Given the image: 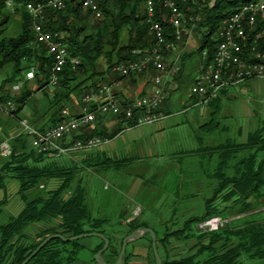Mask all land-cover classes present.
I'll return each mask as SVG.
<instances>
[{"label":"trees","instance_id":"obj_1","mask_svg":"<svg viewBox=\"0 0 264 264\" xmlns=\"http://www.w3.org/2000/svg\"><path fill=\"white\" fill-rule=\"evenodd\" d=\"M14 1L20 4L30 1L39 2L40 0ZM98 1L101 3L104 18L99 21L96 27L92 26L89 21V18L92 17L90 11L84 9L79 3L71 4L64 11L49 10L47 13L46 27L53 32H60L68 45L71 56L82 62L75 70L70 65L60 73V80L56 88L65 95L56 96L53 102L57 108L54 114L56 117L55 126L65 120V117L62 116V110L65 109L63 105H69L71 93H75L82 102L85 93L92 89H98L101 84L112 85L114 82L107 81L106 75L113 72L114 66L137 61L141 58L138 52L148 50L156 43L150 32L146 12L138 13L140 4L144 0ZM200 1L189 0L190 10L186 13H188V17L189 15L202 16L198 27H196L204 31L205 36L198 51L200 53L208 50L211 60L214 45L217 43L212 39V36L215 35L220 21L232 13L229 8L238 7L249 0H216L211 7H209L210 0ZM130 5H132L131 11H127ZM6 7L5 0H0V15L3 12L2 9ZM183 8L185 7L183 6ZM116 10H118L117 15L114 14ZM15 11L21 13L24 24L22 33L17 37L0 39V78L2 71L9 65L12 66L13 75L0 85V102L12 100L17 108L9 117L20 120L18 112L27 104L26 102L33 91L23 89L20 94L13 96L6 92L4 87L16 81L24 83L23 85L27 84L29 82L27 73L33 66L36 68L35 80L38 83V89L48 86L54 60L46 46L34 43L32 17L26 9L17 7ZM8 20L9 18L3 17L0 27ZM164 28H166L168 40L174 39L172 35L174 28L167 23H164ZM125 30H127V35L123 41ZM1 32L0 29V36ZM101 57L107 60L108 68L98 74L97 67ZM24 71L27 72L23 74ZM136 76V74H131L122 77L119 74L117 76L119 78L115 82L120 81L118 79ZM95 78L97 80L88 87L87 82ZM222 92L226 94L225 90ZM219 101H221L220 95L211 101L207 108ZM94 108L95 106H91V109ZM96 115H98L97 120L93 126L82 129L83 133H75L67 139V142L71 144L76 140L86 141L93 137L113 140L124 131L125 121L121 117L117 116L118 123L110 133V130L104 125L106 115L101 113H96ZM262 124L257 131L247 136L244 143L228 139L215 147H208L204 144L203 136L198 137L201 146L194 152H202L205 164H213L211 172L209 169L206 172L212 181L210 183L213 184L212 194L205 201L206 208L202 216L190 217L183 222L182 228L167 231L166 236L161 239H159L160 236L157 235L156 229L151 227L148 222L140 221V217L134 218L124 229L131 230L129 231V235H131L136 230L151 228L156 233L158 244L175 236L184 239H199V249L190 258L163 264H264V210H261L264 208V122ZM216 126L218 130L222 127L219 122L216 123ZM9 145L11 155L3 160L0 168V180L11 178L19 183V194L25 206L16 217H12L11 221L0 226V264H6L9 257H12L11 264H22L30 257L41 243L32 248L19 241L14 242V239L21 237L24 234L23 231L30 225L46 221L58 222L57 228L63 231L61 234L65 237H75L89 232L105 235L110 241V246L104 252L103 258L106 263L111 257L117 256L118 258L122 242L129 235L123 239H116L112 228L117 223H114L110 217L93 214L89 201H87V189L82 186L81 182L72 188L80 165L71 160L70 164L66 165L60 163L53 154L38 153L30 145V136L24 133L11 140ZM127 162L129 160L114 162L106 158L103 159L102 164H99V168L100 170L111 168L113 163L118 168ZM232 169L234 173L230 174ZM59 179L62 182L57 190L47 192L40 189L41 185ZM177 189L176 193L179 194V185H177ZM220 198L225 204V210L237 206L239 207L237 215L246 213L247 215L230 223H224L216 231L197 230L196 226L218 215H222L224 219L230 217L226 211L216 208L215 204ZM231 201H234V204H231ZM120 216L122 218L125 215L122 212ZM51 235H55L54 232L49 233L47 237ZM147 235L150 236L152 242L151 235L148 233ZM96 238L102 244L96 252L98 253L104 247V242L100 238ZM118 243H120L119 251ZM80 250L78 240L64 242L54 239L48 242L28 264H78L77 254ZM125 257L124 264L129 258L127 251ZM245 259L248 262H245ZM94 262L98 264L95 258Z\"/></svg>","mask_w":264,"mask_h":264},{"label":"rangeland","instance_id":"obj_2","mask_svg":"<svg viewBox=\"0 0 264 264\" xmlns=\"http://www.w3.org/2000/svg\"><path fill=\"white\" fill-rule=\"evenodd\" d=\"M215 1L210 0L209 7L213 6ZM235 8L229 9L234 10ZM131 9L132 5L127 11ZM2 11L0 21L3 17L9 20L0 27L2 30L0 39L17 37L22 33L24 24L21 13L7 7ZM139 12H145L143 2L140 4ZM114 14L117 15L118 10L114 11ZM189 17L191 18H188L187 26H183L189 31L183 35V39L192 38L199 46H202L201 42H203L205 32L197 29L202 16L189 15ZM197 20L199 21L196 22ZM89 21L92 26L96 27L100 20H95L92 16ZM126 31H124L123 41L126 39ZM214 38L215 35L212 36V39ZM106 62L107 60L101 57L97 67L98 74L104 70ZM166 63L170 65L167 59ZM23 65L25 66L26 62ZM11 68V65L5 67L2 78L8 79L13 76ZM25 72L27 71L23 74ZM32 87L33 85L28 82L23 89ZM49 88L51 91L56 89L53 86ZM190 90L191 85H185L177 93V97L183 96L189 100ZM225 93L221 92V101L208 109L201 106L184 108L181 102L177 105L171 102V112L174 115L177 110L187 109V112H181V115L171 120L173 124L170 129L164 131L163 139L159 134L157 135L158 132L153 127L144 126L134 130H124L115 139L110 140L111 142L97 149L74 153L71 157H57L60 163L69 165L71 160L80 165L72 188L81 182L82 186L87 189V201H89L93 214L110 217L114 223H117L112 228L116 239H123L129 235L131 230L124 228L134 218L140 217V221L148 222L156 229L161 239L166 236L167 231L182 228L183 222L190 217L202 216L205 213V201L211 196L213 189V184L210 183L212 181L206 172L208 169L211 172L213 164H205L203 153L194 152L201 146L198 137L203 136L204 144L208 147H215L228 139L244 143L247 136L257 131L264 122V80L256 79L229 87ZM60 94L63 95L61 90L56 89L54 96H60ZM34 104L33 100L28 101L30 110L34 108ZM69 105L71 106L69 107L70 113L75 112L77 106L71 102ZM69 105L64 104L63 106L68 108ZM19 115L23 118L20 112ZM19 121L17 118H10L0 113V168L3 160L10 156L5 155L2 143L10 144L11 140L21 135L16 129ZM218 122L222 126L219 130L216 126ZM27 123L29 124V121ZM113 130H110V133ZM106 158L114 162L116 160H129V162L118 168L114 166V163L111 168H102V166L100 170L99 164H102L103 159ZM233 173L232 169L230 174ZM61 182V179L52 180L41 185L44 187L40 186V189L47 192L57 190ZM177 185L180 188L179 194L176 193ZM19 192L17 181L11 178L0 180V226L11 221L12 217H16L24 208L25 203ZM231 204H234V201H231ZM215 206L218 210L226 211L230 217L224 219L222 215H218L196 226L197 230L216 231L224 223H230L247 215V213L237 215L239 211L237 206L225 210L222 198L217 200ZM122 212L125 216L121 218ZM57 227L58 222L56 221L34 223L23 231L24 234L21 237L15 238L14 242L19 241L33 248L45 241L49 233L61 234L63 231ZM78 244L81 248L77 254L78 264H96L93 257L102 246L101 241L96 237L82 238L78 240ZM198 245V238L184 239L175 236L165 242H160L158 252L163 263H171L190 258L199 249ZM119 249L120 243H118V251ZM127 253L129 258L126 264H157L149 235L134 240L128 247ZM117 259V256L111 257L107 264H116ZM11 260L12 257H9L6 264H11ZM245 262H248L247 259Z\"/></svg>","mask_w":264,"mask_h":264},{"label":"built area","instance_id":"obj_3","mask_svg":"<svg viewBox=\"0 0 264 264\" xmlns=\"http://www.w3.org/2000/svg\"><path fill=\"white\" fill-rule=\"evenodd\" d=\"M188 1L144 0L147 22L156 43L152 48L138 52L141 58L137 61L113 68L122 77H127L131 74L140 75L152 67L157 74L153 79L151 93L124 101L115 92V87L120 85L119 81L112 85L101 84L98 89L85 93L80 114L72 115L70 109L65 108L62 110L65 120L56 126L41 131L22 121L24 134L30 136V145L40 154L71 157L74 153L94 150L110 142L99 137L88 138L86 141L76 140L71 144L67 142L75 133L93 126L98 116L96 113L121 117L125 121L124 130L157 125L171 117V113L163 110L168 103L163 75H178L183 70L178 62L167 65L165 53L174 50L182 41L183 35L189 31L183 27L187 26L188 18H191L186 13L190 10ZM77 3L89 10L95 20L104 18L98 0H40L20 4L14 0H5L7 8L24 7L32 17L34 43L46 46L53 56L54 64L49 84L53 87L58 84L60 73L65 68L71 65L75 70L82 62L71 56L60 32H53L46 27L47 13L49 10L64 11L71 4ZM164 23L174 28V39L168 40ZM218 26L212 59L210 60L208 50L200 52L202 64L195 85L190 90V96L199 98V104L202 106H207L229 87L251 80H264V0H249L240 4L222 19ZM35 72L36 68L33 66L27 73L29 80H35ZM13 89L20 90V87L14 85ZM91 106L95 108L91 109ZM16 108L17 105L12 100L0 102V112L7 116H12ZM2 147L5 155H11L8 142H3Z\"/></svg>","mask_w":264,"mask_h":264},{"label":"crops","instance_id":"obj_4","mask_svg":"<svg viewBox=\"0 0 264 264\" xmlns=\"http://www.w3.org/2000/svg\"><path fill=\"white\" fill-rule=\"evenodd\" d=\"M200 48L201 46H199L197 41L192 40V38H186V40L184 38L183 41H181L180 44H178L174 50L165 53L167 62L169 64L178 62L182 66L183 71L178 75H172V74L163 75L165 89L168 93V97H167L168 103L167 105L164 106L163 110L168 113H171V117L165 119L160 123H157V125L148 126V127H153L155 131L158 132L157 135L159 134L161 139H163L164 131L170 129V126H172L173 121L171 120L175 119L176 116H179L182 113L187 112V109L182 111L177 110L175 112L177 115L176 114L174 115L173 112H171V107H170L171 102H174L175 105L181 102V106H184V108L185 107L194 108L201 106L203 108L208 109L207 106H202L201 104H199L200 102L199 98L192 97L189 95V100L187 98H184L183 96H182L183 98L181 97L182 98L181 100L180 97L179 98L177 97V93L181 89H183L185 85L189 84L191 85V88L195 85V81L199 75L200 67L202 64V55H200L198 51ZM107 68H108V63L106 62L103 71H106ZM156 74L157 71H155L152 67H150L148 71H145L134 78H127L122 80L118 79L120 80L119 81L120 85L115 87V92L118 95V97L124 101L134 100L136 98L141 97L142 95L149 94L153 89L154 86L153 79L156 76ZM2 75L3 74H1L0 85L6 80V77L2 78ZM118 75H119L118 72H115L113 70L112 73H108L106 75V79L107 81L113 83L117 80V78H119L117 77ZM95 80H97V78L89 80L86 85L90 87ZM29 82L31 83V85H33V87L31 88L33 93L31 97L28 99V101L33 100L35 104L33 106L34 108L30 110L31 107H28V101H27L26 102L27 104L23 106V108L19 111L23 115L24 119L23 118L20 119L19 126L16 129L21 134L24 133L22 121L23 122L29 121V124L32 127L41 131L48 127L55 126L56 124V117L54 116V114L57 108L55 107L56 105L53 102L55 101L54 94L57 88L54 87L56 89L54 91H51L49 88L51 86L48 85L46 87H42V89H38V83L36 80H30ZM23 84L24 83L20 81H16L13 84H7L4 87V90H6V92L12 95L20 94L23 90V87L26 85ZM14 85H18L20 87V90H14L13 89ZM61 93L63 92L61 91ZM76 97L77 95L76 94L74 95V93H71L69 97L71 99V103H74L75 106H77L76 111L73 113L71 112L74 115L80 114L82 112V106H83V103L81 102L80 98L79 97L76 98ZM69 107L71 106L69 105L68 108ZM19 112H18V117L20 118ZM117 123H118V119L117 116L115 115L114 116L106 115L104 118V125L109 130L114 129ZM139 128L141 127H135L132 128L131 130L139 129Z\"/></svg>","mask_w":264,"mask_h":264},{"label":"water","instance_id":"obj_5","mask_svg":"<svg viewBox=\"0 0 264 264\" xmlns=\"http://www.w3.org/2000/svg\"><path fill=\"white\" fill-rule=\"evenodd\" d=\"M147 233L151 235V239L153 242V245H152L153 254H154V257H156L157 264H163L161 256L159 255V252H158V246H157L158 245V242H157L158 239H157L155 231L151 228L141 229L139 231H135L123 240V242H122L123 245H122L119 257H118L119 259H118V262L116 264H124L125 259H126L125 256H126V251H127L128 245L131 242H133L134 240H139V239L145 237L147 235ZM90 237H98L104 242V247L98 253H96L94 258L98 264H107L106 260L103 258V254L109 248L110 241L105 235L99 234L96 232H89L87 234L76 235L75 237H65L62 234L61 235L60 234L51 235V236L47 237V239L44 242H42L39 245V247L33 252V254L30 257H28L26 260H24V262L22 264H28L31 261V259L38 252H40L47 245V243L50 242L51 240L60 239L64 242H73L75 240H79L82 238H90Z\"/></svg>","mask_w":264,"mask_h":264}]
</instances>
